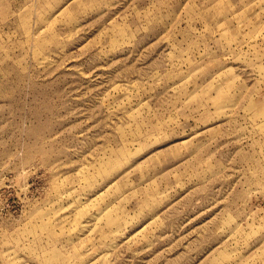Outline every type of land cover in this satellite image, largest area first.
Returning <instances> with one entry per match:
<instances>
[{"label": "rangeland", "instance_id": "rangeland-1", "mask_svg": "<svg viewBox=\"0 0 264 264\" xmlns=\"http://www.w3.org/2000/svg\"><path fill=\"white\" fill-rule=\"evenodd\" d=\"M0 264H264V0H0Z\"/></svg>", "mask_w": 264, "mask_h": 264}]
</instances>
